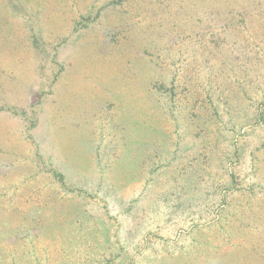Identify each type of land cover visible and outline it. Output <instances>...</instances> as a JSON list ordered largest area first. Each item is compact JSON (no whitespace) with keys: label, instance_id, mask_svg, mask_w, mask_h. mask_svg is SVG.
Segmentation results:
<instances>
[{"label":"rangeland","instance_id":"1","mask_svg":"<svg viewBox=\"0 0 264 264\" xmlns=\"http://www.w3.org/2000/svg\"><path fill=\"white\" fill-rule=\"evenodd\" d=\"M0 264H264V0H0Z\"/></svg>","mask_w":264,"mask_h":264}]
</instances>
